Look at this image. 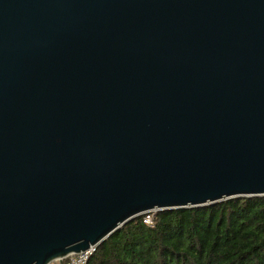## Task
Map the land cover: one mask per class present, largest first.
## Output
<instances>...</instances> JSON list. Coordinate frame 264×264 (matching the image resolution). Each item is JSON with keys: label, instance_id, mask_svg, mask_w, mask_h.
<instances>
[{"label": "water", "instance_id": "95a60500", "mask_svg": "<svg viewBox=\"0 0 264 264\" xmlns=\"http://www.w3.org/2000/svg\"><path fill=\"white\" fill-rule=\"evenodd\" d=\"M261 196L264 0H0V264Z\"/></svg>", "mask_w": 264, "mask_h": 264}, {"label": "trees", "instance_id": "16d2710c", "mask_svg": "<svg viewBox=\"0 0 264 264\" xmlns=\"http://www.w3.org/2000/svg\"><path fill=\"white\" fill-rule=\"evenodd\" d=\"M86 264H264V196L139 216L99 244Z\"/></svg>", "mask_w": 264, "mask_h": 264}, {"label": "built area", "instance_id": "2783aa9c", "mask_svg": "<svg viewBox=\"0 0 264 264\" xmlns=\"http://www.w3.org/2000/svg\"><path fill=\"white\" fill-rule=\"evenodd\" d=\"M154 211L147 212L143 214V223L145 225L151 226L153 224ZM96 247H92L87 251L80 253L69 254L61 260H55L49 264H86L90 256L95 251Z\"/></svg>", "mask_w": 264, "mask_h": 264}]
</instances>
